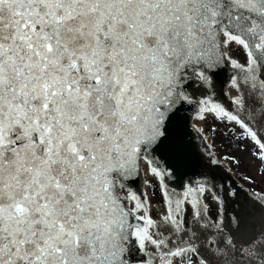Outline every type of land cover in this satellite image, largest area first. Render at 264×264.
Returning a JSON list of instances; mask_svg holds the SVG:
<instances>
[{"label": "snow or ice", "instance_id": "snow-or-ice-1", "mask_svg": "<svg viewBox=\"0 0 264 264\" xmlns=\"http://www.w3.org/2000/svg\"><path fill=\"white\" fill-rule=\"evenodd\" d=\"M217 137L264 168V0H0V264H264Z\"/></svg>", "mask_w": 264, "mask_h": 264}, {"label": "rangeland", "instance_id": "rangeland-1", "mask_svg": "<svg viewBox=\"0 0 264 264\" xmlns=\"http://www.w3.org/2000/svg\"><path fill=\"white\" fill-rule=\"evenodd\" d=\"M211 123L212 121H208L205 128H207L208 124ZM216 127L219 129L222 126L216 125ZM212 151L215 152L218 157H222L228 153L237 155L241 160V164L238 169L235 168V166H232V174L235 179L247 189L250 185L243 180V177L245 175L250 176L255 181V184L251 185V187H254L258 191L264 190V177L261 176V172L264 171V168L259 167V161L253 160L247 153L241 154L234 149H228L219 137L216 138ZM222 163L229 167L227 162L222 161Z\"/></svg>", "mask_w": 264, "mask_h": 264}, {"label": "water", "instance_id": "water-1", "mask_svg": "<svg viewBox=\"0 0 264 264\" xmlns=\"http://www.w3.org/2000/svg\"><path fill=\"white\" fill-rule=\"evenodd\" d=\"M225 79H226V76L224 77ZM217 92L219 93L220 92V85L218 84L217 85ZM193 139H194V142L195 143H199V141L197 140V138H196V133L195 132H193ZM222 162V161H221ZM225 167H227L226 165H225ZM224 175H229V176H231V179L235 182V183H237V184H239V185H241L236 179H235V177L233 176V174H232V172H230V173H223ZM242 186V185H241ZM243 187V186H242Z\"/></svg>", "mask_w": 264, "mask_h": 264}, {"label": "bare ground", "instance_id": "bare-ground-1", "mask_svg": "<svg viewBox=\"0 0 264 264\" xmlns=\"http://www.w3.org/2000/svg\"><path fill=\"white\" fill-rule=\"evenodd\" d=\"M205 125H206V124H204V125H202V126H203V127H206ZM233 176H234V175H233Z\"/></svg>", "mask_w": 264, "mask_h": 264}]
</instances>
